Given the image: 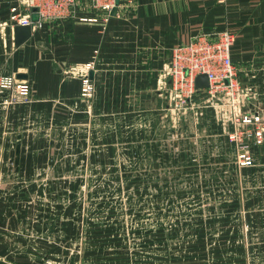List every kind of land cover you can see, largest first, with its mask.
<instances>
[{"label":"rangeland","instance_id":"rangeland-1","mask_svg":"<svg viewBox=\"0 0 264 264\" xmlns=\"http://www.w3.org/2000/svg\"><path fill=\"white\" fill-rule=\"evenodd\" d=\"M122 2L125 21L138 5ZM114 26L115 42L129 37L126 23ZM9 45L3 73L10 74L0 79L15 75ZM98 52L81 65L58 67L63 77L76 76L81 83L72 105L56 102L47 112L30 105L38 101L31 81L26 80L28 95L19 82L0 86V260L264 264V143L250 144L252 160L242 164L240 146L231 138L235 126L227 122L224 129L214 104L206 101L208 93L197 104L177 100L158 75L157 104H150L156 112L145 130L133 137L120 131L110 144L96 130ZM38 57L36 51L18 68L31 69ZM86 74L94 86L90 97L81 93ZM255 90L257 98L247 104L264 125V90ZM207 109L213 119H205ZM195 112H202L199 119ZM214 122L221 133L209 131Z\"/></svg>","mask_w":264,"mask_h":264},{"label":"crops","instance_id":"crops-1","mask_svg":"<svg viewBox=\"0 0 264 264\" xmlns=\"http://www.w3.org/2000/svg\"><path fill=\"white\" fill-rule=\"evenodd\" d=\"M21 1L0 0V24L9 20L11 8L21 6ZM137 5L125 21L121 20L122 11L112 14L106 28L72 19L45 22L18 47L14 28L6 26L0 31V77L10 74L3 73L4 50L10 43L15 50L10 61L12 72L26 73L28 77L20 79L31 81L36 89L38 101L30 105L51 112L56 102L74 104L80 90L79 79L63 77L60 64L81 65L93 59L98 50L96 130L106 135L104 139L108 136L110 144L122 135L120 131L133 137L132 133L145 130L149 115L156 112L151 105L157 104L155 87L161 68L175 46L199 32L232 30L236 34L232 59L242 70L243 82L254 83L259 92L264 90V0H137ZM120 23L128 25L124 34L129 37L121 36L124 43L120 39L115 42L118 30L114 25ZM36 51L40 57L33 60L31 69L18 68ZM249 105L244 109L249 110ZM206 111L207 120L213 112ZM209 131L222 132L218 125Z\"/></svg>","mask_w":264,"mask_h":264},{"label":"built area","instance_id":"built-area-1","mask_svg":"<svg viewBox=\"0 0 264 264\" xmlns=\"http://www.w3.org/2000/svg\"><path fill=\"white\" fill-rule=\"evenodd\" d=\"M22 8L14 6L9 20L0 24V31L6 26L30 25L32 32L45 22L77 20L92 22L103 27L109 23L114 7L122 8V0H22ZM134 4H132L133 6ZM116 11V12H117ZM37 16V18H34ZM236 34L229 29L211 32H199L187 42L178 44L172 50L171 58L159 73V84L170 85L171 93L177 100L197 104L202 93H208L207 102L215 106L216 118L222 122L234 124L231 138L240 146L239 161L248 164L252 160L250 144L264 143V125L260 114L245 110L251 99H256L257 91L252 85H244L240 72L232 59V48ZM93 62L87 63V71ZM84 68H81V70ZM199 74H206L209 85L206 88L196 86ZM18 83L23 95H28L30 86L26 80L16 75L0 79V86ZM94 86L88 74L82 76L81 93L84 97L93 95ZM216 99V102H214ZM248 105V104H247ZM199 105H197L198 107ZM197 109V108H196ZM202 112H195L199 119ZM237 130L241 133L237 134ZM251 139L248 140L247 139Z\"/></svg>","mask_w":264,"mask_h":264},{"label":"water","instance_id":"water-1","mask_svg":"<svg viewBox=\"0 0 264 264\" xmlns=\"http://www.w3.org/2000/svg\"><path fill=\"white\" fill-rule=\"evenodd\" d=\"M117 8L114 7L112 10V14H116ZM34 18H37L35 16ZM32 36V30L30 25H16L14 27V43L15 46L22 45L25 41H27ZM17 78H27L28 75L26 73H18L16 75ZM208 77L206 74H199L196 78V86L198 88H206L208 87ZM0 264H11L7 261L0 260Z\"/></svg>","mask_w":264,"mask_h":264}]
</instances>
